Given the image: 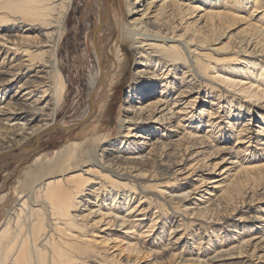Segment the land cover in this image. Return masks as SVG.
Segmentation results:
<instances>
[{
    "label": "bare ground",
    "instance_id": "bare-ground-1",
    "mask_svg": "<svg viewBox=\"0 0 264 264\" xmlns=\"http://www.w3.org/2000/svg\"><path fill=\"white\" fill-rule=\"evenodd\" d=\"M118 3L119 6L112 3L117 15L123 5L119 1ZM72 4L73 0H0V28L7 24L13 25L12 29L4 30L7 33H0V55L4 56L3 62H0V173L9 162H19L35 150L44 135L65 131L97 114L95 105L104 90L106 78L101 40L108 27V21L106 6L102 0H84L85 14H94L96 18L95 29L90 27L86 37L85 50L92 59V71L87 83L89 110L85 117L75 122L57 120L58 110L64 102L66 92V81L59 65L58 51L66 33L67 13ZM127 9L131 15L140 17L132 23L120 26L121 42H117L115 46L118 49L119 68L124 69L128 61H131L130 51L127 49L129 43L136 53L137 71L127 99L132 110H126V113H133V116L128 115L121 119L122 136L112 144L111 149L96 147L104 138V135H100L66 144L56 151L55 159L51 162L45 160L46 153L35 157L19 182V187L15 189V192L22 193L19 199L17 198L16 206L8 210V215L0 225V264H66L73 260L78 261L84 256L89 257L90 254L102 255L97 247L100 243L106 246V240L99 242L94 238L96 234H89L88 230L90 225L87 219L96 214L90 206V200H94L99 206V214L96 216L100 219L97 223H102L110 217L107 222L109 226L118 224L120 227L127 225L130 228L141 223L132 222L127 216L137 212L138 216H145V201H148V206L155 202L159 212L163 211L159 199L165 201L164 206L167 202L178 203V216L184 217L182 224L177 226L182 227L188 223L185 218L189 214L205 218L206 214L219 213L220 207L233 204L236 196L243 194L246 185L264 175L263 163H240V169L237 170L236 176H232L233 179L230 177L228 184H219L215 179L209 181L215 183L212 186L215 189L222 188L221 198L229 202L224 206L210 200L198 202L191 213H187V187L180 189L179 195L164 197L166 189L162 188V181L153 179L154 175L158 174L161 179L169 181L171 175L182 174L186 170L187 174L182 179L192 183V191H196L207 180L202 170L206 160L221 153L233 152L236 154L232 158L238 159L241 149L236 150L237 144L248 140L247 146L250 145L251 139H247L249 136L246 134L248 129H243L246 123L241 127L245 136H239L238 133L237 144L229 146L222 143L221 140L225 141V134L218 136V139L217 136L214 138L212 129H223L221 123L216 122L219 118L218 111L215 108L216 111L212 108L201 109L198 115H195L193 112L197 108L198 97H192L193 88L189 86L193 79H198L197 86L205 94V89L212 91L219 86L217 83L241 85L240 91L250 92L249 98H264V62L258 60L259 56L254 53L257 49L264 54V0H127ZM201 11H205L202 16L206 24L197 29L191 20ZM19 21L24 24L22 27L18 25ZM237 24L242 25L240 31L248 34V38L242 42L240 48L233 51L234 57H216L210 49V43L220 40L227 29ZM34 28L37 30H33ZM20 31L23 33H18ZM32 31H37L38 34H32ZM227 44L221 51L230 47L229 43ZM34 48L41 50L32 51ZM216 50L219 51V48ZM85 56L79 53L77 55L79 71L84 67ZM179 69L183 71V76L189 73L191 79L180 83L177 82V77L173 79L172 74L177 73ZM236 74L242 75V78L237 79L239 76ZM22 78L24 79L21 80ZM205 79L211 84L206 88ZM246 79H250V82H246L249 86L245 85L244 88L242 81ZM15 81L18 82L16 87H13ZM113 86L114 82L109 91ZM11 91L16 93L11 96L14 98L8 100L6 96ZM173 92H177L178 97L174 99L172 106L169 102ZM199 98V101H202L205 95ZM219 98L220 95L211 100V104L219 105ZM181 100L183 106L177 110L175 107ZM232 102L229 100L226 103V109H230L229 113H226L229 118L226 125L230 133H233L236 126L230 119L232 116L236 117L232 113ZM237 106L241 110L244 103L238 101ZM106 107L105 103L100 111L107 110ZM22 114L25 117H21ZM205 116L208 118L206 123L211 127V134L200 136L197 131L199 126L194 127L193 121L206 125ZM152 121L165 123L173 129L177 127L176 130L182 131V134L170 143H166L165 139H158L159 143L153 144L155 142L150 141L154 132H149V125L146 127V124ZM4 125L8 126L4 128ZM102 126L99 121L87 129L97 132ZM154 129L160 131V127ZM259 133L264 135L263 127H260ZM247 146L244 152L249 151ZM261 151L263 152V148ZM237 162L239 161L234 163ZM152 169L155 171L153 176L150 174ZM144 180H148L147 185L143 184ZM138 190L143 196L136 195ZM152 190H159V195L154 193L155 198L148 197L146 193H151ZM206 194L212 192L207 190ZM7 196L1 197L0 206ZM83 207H86V210H82ZM121 208L128 213L120 215L117 211ZM252 219L257 220L258 216H253ZM156 221L154 217L150 229L155 227ZM224 221L223 218L222 222ZM203 226L204 224L200 223L201 229L205 228ZM215 232L214 238L212 236L207 240L208 248L205 251L212 250L209 258H185L182 255L184 251L173 252V245V249L168 252H150H153L156 258L168 254L169 258L180 260L184 264H215L227 257L242 256L248 251L255 255L258 246L257 243L253 244L251 239L241 241L239 246L232 249H211L214 243H223V236L217 237ZM146 234H149L148 231ZM145 248V241L140 240L134 246H129L128 250L139 255L144 254Z\"/></svg>",
    "mask_w": 264,
    "mask_h": 264
},
{
    "label": "rangeland",
    "instance_id": "rangeland-1",
    "mask_svg": "<svg viewBox=\"0 0 264 264\" xmlns=\"http://www.w3.org/2000/svg\"><path fill=\"white\" fill-rule=\"evenodd\" d=\"M118 1L121 2L123 5L122 10L117 15V12L112 7V3H114L115 6H119L120 3H118ZM102 2H104L106 6L105 14L108 21V27L101 40L106 68V78L104 90L102 93H100L99 99L95 105V110L97 114L90 118L88 121L78 123L76 126L66 129L65 131L44 135L38 141L37 145L35 146V150L21 158V161L19 162H9L7 167L3 171H1L0 199L3 196H8L1 205L3 207L0 206V225L6 215H8V210L16 206L19 196L22 193L21 191L15 192V189L19 187V182L24 178V173L31 167L32 162L37 155L46 153L47 156L45 160L47 162H51L55 159L56 151L65 146L66 144H69L73 141L80 142L86 138L97 137L100 135H104V138L99 141L100 143H98L96 147L111 149L113 147L112 144H114L115 141L122 136L123 129L121 128V119L125 118L128 115L133 116V113H126V110L129 109V112H131L130 103L127 99L129 98L128 93L130 91L137 71L136 53L134 52L132 46L129 43L127 49L130 51L131 61H128V64L124 69L119 68L118 49L115 45L117 42H119V44L121 42V36L119 33L121 32L120 26L124 25L125 23L129 24L134 22V20L136 18H139L140 15H131L128 12L127 0H102ZM203 12L205 13V11L197 12V15H194V19H192L193 21L191 20L192 23L194 22V27H196L197 29H201L206 24V20L205 18H203L204 16H202V14H204ZM95 22L96 18L94 14H85L84 0H73V4L67 13L66 33L61 40L60 48L58 51L59 65L66 81V92L63 99L64 102H62L58 110L57 120H64L65 122H75L78 119L85 117V115L88 113L87 110H89V108L87 97V83L89 74L92 71V59L89 54L87 55V51L85 50L87 47L86 37L90 32V27H92V30L95 29ZM18 25L22 27L24 24L20 23L19 21ZM12 27L13 25L11 24H7L4 27L1 26L0 33H7L4 30L12 29ZM241 29L242 25L237 24L229 28V30L227 29L226 34L221 37L220 40L213 41L212 43H210V46L212 47L210 49L216 57L230 58L235 56V53L233 51H235V49L238 47L240 48V46H242V42H244L248 38V34H245L243 31H240ZM33 30L37 29L34 28ZM18 33L22 34L23 32L20 31ZM32 34H38V32L32 31ZM93 35H95V33H93ZM56 39H58V36L56 37ZM227 43H229L230 47L227 50H222V52L221 48L225 45H228ZM218 48L220 52L216 50ZM38 50L40 51L41 48H34L32 51L38 52ZM249 50L252 51V48H250ZM78 53L84 56L86 55L85 64L83 65L84 67L82 70L80 69V71L78 70L79 67L77 62ZM254 53L256 56H259L257 57L258 60L261 59L264 62V54L262 55L260 52L257 51V49L254 50ZM3 57V55H0V62H3ZM119 69L121 71H119ZM182 72L183 71L179 69L177 73L172 74L173 79L177 77V82L179 83L180 81H185V79H191L189 73L183 76ZM236 75L239 76H236L237 79L242 78V75ZM23 79L24 78H22L21 80ZM205 81V84L207 83L205 85V88L206 86L209 87L211 84H209L206 79ZM17 82L18 81H15L13 83V87H16ZM112 82H114V86L112 90L109 91V87L112 85ZM246 82L249 83L250 79L242 81V85H244V88H246V86H249V84H246ZM191 83L192 84H190L189 86L190 88H193L191 91V95L193 98L198 97L196 105L197 108L194 109L193 113H195V115H198L201 109L208 108H212L213 111L217 109L218 111L219 118H217L216 122L221 123V127L223 129L220 130V127L213 128L211 133H213L214 138H216L217 136L218 139V136L221 137L222 134L223 136L225 134V141L221 140L222 143H227L229 146L237 144V134L239 133V136H245L244 133H242L241 131V127L244 123H246V126H244L243 129H248L246 134H248L249 138L247 139H251V142H249V146H247L248 143L246 142L248 140H245L246 143L242 141L241 143L237 144L236 150L241 149L239 150L241 151V153L239 154L238 159L232 158L236 154V152H233L231 154L221 153L215 157H212L211 159L206 160L207 162L204 167H202V170L207 180L206 183H204L196 191H192L194 189L192 183H188V180L182 179L187 174L185 173L186 170L183 171L182 174L176 173L175 175H171V177L168 178L170 179L169 181H167V179H161V175H154V169L151 170L150 174L151 176L154 175L153 179L157 180L158 182L162 181L163 185L161 186L163 189H166L164 190V197H167L172 194L179 195L180 189L185 187L188 188L187 191H189V197L186 201L188 206L187 213H191L194 208L197 207L198 202L210 200V202L215 201L222 203L223 206L229 202V200L227 201V199L221 198L222 188L218 187L215 189L214 187H212L215 183H209V181L215 179L217 180V182H219V184L221 183L225 185L228 184V181L234 178L232 176H236L237 170L240 169V167L238 166L240 163H245V165L251 162H253V164L251 165H260L262 163L264 164V145L262 144L264 143V135H260L259 133L260 127L264 128V98L258 100L256 98L251 99L248 97L250 92L244 93L240 91L241 85L230 86L224 83H217V85L219 86H217V88H214L212 91L205 89V94H203V92L197 86L199 83L198 79H193ZM15 93L16 92L13 91L9 92L6 98H8V100L14 98L11 96H13V94ZM204 95L205 98H203ZM219 95L221 96V98H219L220 101H218L220 102V104L217 106H213L211 104V100L213 101ZM177 97V92H173L171 94L169 102L170 105H174V99ZM199 97H202L203 100L199 101V99H201ZM229 100L233 101L232 113L236 115V117L232 116L230 118L232 119V123L236 124L235 130H233V133H235L236 135L233 134L232 131L230 133L226 125L229 119L227 118L226 113H229L228 111L230 110L226 109V103ZM12 101H14V99ZM238 101L244 103V107L241 108V110L238 109ZM105 103L107 104V110L101 112L100 109ZM178 104L179 105L175 107L177 110L183 106L182 100ZM206 111L207 110H205V112ZM21 117L25 116L22 114ZM206 119L208 118L205 116V123L207 122ZM99 121L103 125L99 131L95 132L87 129V127H89L90 125H94ZM21 123L22 121L20 122V124ZM148 125V130H150L149 132H154L151 136V138H153V141L151 140L150 142H155L153 144L156 145L159 143L158 139H165L164 141L166 143H170L172 142V140L174 141L182 134V131L176 130L177 127L173 129L165 123H157L155 121H152L146 124L147 128ZM193 125L194 127H196V125L199 126V129L196 130L199 131L200 136L202 134H211L209 131L211 130V127H208L207 123L205 125L203 124V122L198 123V121L194 120ZM7 126L8 125H4V128ZM154 127H160V131H156ZM85 129H87L88 132H86ZM15 130H17V128H15ZM246 146L249 151L244 152L243 150L246 149ZM262 148L263 152L261 151ZM113 150H115V148ZM255 155L260 156V158L256 157ZM237 160L239 162L234 163ZM257 178L259 180H253L250 182V185L248 184L244 187L243 194L236 196L233 204H229L228 206L223 208L220 207L219 213H215L214 215L206 214L205 218L195 216V214H189L188 217L185 218L186 222L188 223L186 225H183L182 227L177 226L182 224V218L184 217L183 215L178 216L180 215L178 213L179 210L176 209L178 203L167 202L166 206H164L163 202L165 201L161 197L160 198L162 199V201L159 199V202L161 206L163 205V211H158V209L155 207V202V204L153 203L151 204V206H148V201H145L143 203L145 207L147 206L145 216H138V212L135 214L132 213L127 216L132 222L141 223L137 227L134 226L132 228L128 227L127 225L120 227L118 224H112L109 226L107 222L109 221L110 217L106 218L107 221L104 220L102 221V223H97L100 219L98 215L96 216V214H99V206L98 204L96 205L94 200H90V206L92 210L96 212V214H94L90 219H87V222H89L90 225V227L88 228L89 234H91V232H94V234H96L94 235V238L97 239L99 242L106 240L107 245L105 246L103 243L98 244L97 248L101 251L102 255L90 254V258L84 256L85 258H80L78 261L73 260L74 262L70 261L66 264H184L183 262H180V260L175 261L172 258H169L168 254L161 255L160 258H156V255L153 254V252H150V250H155L159 252L166 250V252H168V250L173 249V245L175 250L172 251L180 253L184 251L182 252V255H184L185 258L189 257V259H191L190 257H192V259H196V257L198 256L202 259L209 258L211 256L212 250H205L206 248H208L207 240L212 236L214 238V231H216L215 234L217 233V237L223 236V243H214V247L211 249L217 248L218 251L220 249H232L235 246H239L241 241L244 242L248 239H251L253 244L257 243L258 246L255 255L250 254L251 251H248L247 254H244L242 256L235 255L234 257H227L226 259L220 260L215 264H264V175L261 176V179L260 177ZM147 181L144 180L143 184L147 185ZM207 190L212 192V194H206ZM158 191L159 190H152L151 193L146 194L148 195V197L151 196L155 198V194H158ZM86 193H88V190ZM136 195H138V197L143 196L139 194V190ZM166 200H168V198ZM85 208L86 207H83L82 210H86ZM181 211V213L183 214V210ZM117 212H119L120 215H125L128 213L122 208L120 211L118 210ZM256 215L258 216V219H252V217ZM154 217L157 221L154 224L155 227L150 229L149 226L152 224V219H154ZM223 218L225 219L224 222H222ZM200 223H203L205 228L201 229ZM147 231L149 233L148 235L146 234ZM140 240L145 241L146 243L147 248H145L146 251L144 252V254L137 255L135 253H130L128 247L134 246V244H136ZM173 241H176V243H173ZM106 249L107 251H105ZM111 260L113 262H111ZM185 264L198 263L186 262Z\"/></svg>",
    "mask_w": 264,
    "mask_h": 264
}]
</instances>
